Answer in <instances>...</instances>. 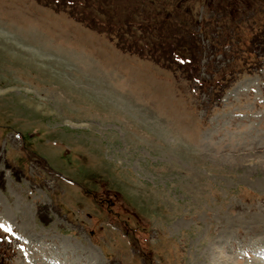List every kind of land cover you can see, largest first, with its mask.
<instances>
[{
    "label": "rangeland",
    "instance_id": "obj_1",
    "mask_svg": "<svg viewBox=\"0 0 264 264\" xmlns=\"http://www.w3.org/2000/svg\"><path fill=\"white\" fill-rule=\"evenodd\" d=\"M246 2L232 20L0 0V264H264V0ZM149 18L194 36L188 71L143 51Z\"/></svg>",
    "mask_w": 264,
    "mask_h": 264
},
{
    "label": "trees",
    "instance_id": "obj_2",
    "mask_svg": "<svg viewBox=\"0 0 264 264\" xmlns=\"http://www.w3.org/2000/svg\"><path fill=\"white\" fill-rule=\"evenodd\" d=\"M210 2V5L213 6L216 11H219L221 13H224V15H229L231 16L232 20H235L237 15L238 16H242V13L244 11L241 12V7H239V4L242 3L243 7L246 6L247 2L246 0H208ZM246 8H250V6H246ZM228 10V11H226ZM153 20V18H152ZM154 21H156V19H154ZM157 23V22H156ZM156 23L154 25H156ZM165 22L161 21L160 23L157 24V26H154L152 24L151 18H149L146 22H143V24H141V26L143 25V30L142 31H148L149 29H151V31H153L154 35L152 34L153 40L149 41L148 44V50L143 49V51H145L147 54H149L150 56H155L156 53H158L159 55L157 57H159L160 59L158 60H163L164 63H176L177 65H180V67H182L185 71L189 70V66L191 64H195L198 60H197V51H198V44L197 42L192 38L194 36L191 37H187L185 35L188 34H180L182 36H178L177 33H175L176 38L174 39L173 37H175V35L173 34L174 31H172L171 27H166L164 25ZM97 26V24H95ZM122 27L119 28L118 33L120 35L119 39H118V45L125 49V50H130L132 49L135 45L133 43V41H128L127 38L124 39V37H126L127 35L130 36V33L132 32L130 30V26H128V24H126L125 22L121 25ZM165 26L166 32L163 31ZM104 27V26H103ZM98 28V26H97ZM181 30L182 27H180ZM226 28L223 27L222 31H224ZM233 31H236V28L232 29ZM239 30V28H237V31ZM103 31V30H101ZM109 34H111L110 30H108ZM156 32V34H155ZM184 33H188L187 31H184ZM264 33V31L262 32V34ZM230 35H228L229 37ZM237 36L241 37V35L237 32ZM111 37H113V35L111 34ZM148 37V36H146ZM190 39V40H188ZM255 40V38H254ZM253 40L254 43H250L253 46H255V41ZM243 41V40H242ZM131 42V43H130ZM242 46L241 48H238V50L236 51V53L239 54V51H241L243 49V47L246 45V42L241 43ZM247 45V46H250ZM150 46V47H149ZM236 48V47H235ZM251 48V46H250ZM232 48H230L229 50H231ZM257 50V53L256 51ZM254 50L251 49H247V52L250 53H254L257 57L260 56L258 49L254 48ZM174 58V59H173ZM240 59V58H239ZM181 61L182 63L178 64V61ZM245 61V60H244ZM259 61V60H257ZM246 62V61H245ZM225 71L227 72L228 69H225Z\"/></svg>",
    "mask_w": 264,
    "mask_h": 264
}]
</instances>
